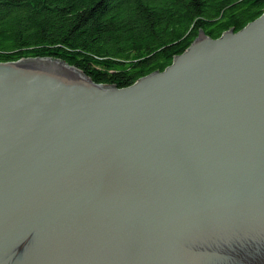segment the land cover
Listing matches in <instances>:
<instances>
[{
	"label": "water",
	"instance_id": "obj_1",
	"mask_svg": "<svg viewBox=\"0 0 264 264\" xmlns=\"http://www.w3.org/2000/svg\"><path fill=\"white\" fill-rule=\"evenodd\" d=\"M0 264H264V10L124 87L0 61Z\"/></svg>",
	"mask_w": 264,
	"mask_h": 264
},
{
	"label": "trees",
	"instance_id": "obj_2",
	"mask_svg": "<svg viewBox=\"0 0 264 264\" xmlns=\"http://www.w3.org/2000/svg\"><path fill=\"white\" fill-rule=\"evenodd\" d=\"M264 0H0V61L59 58L117 87L163 70L199 29L218 37Z\"/></svg>",
	"mask_w": 264,
	"mask_h": 264
},
{
	"label": "bare ground",
	"instance_id": "obj_3",
	"mask_svg": "<svg viewBox=\"0 0 264 264\" xmlns=\"http://www.w3.org/2000/svg\"><path fill=\"white\" fill-rule=\"evenodd\" d=\"M79 68V67H78ZM80 69V68H79ZM81 70V69H80ZM88 75V74H87ZM89 76V75H88Z\"/></svg>",
	"mask_w": 264,
	"mask_h": 264
}]
</instances>
